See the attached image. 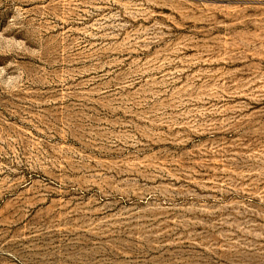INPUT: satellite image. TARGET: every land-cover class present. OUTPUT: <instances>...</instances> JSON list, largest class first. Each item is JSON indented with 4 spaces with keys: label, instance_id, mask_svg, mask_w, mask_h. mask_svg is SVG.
Masks as SVG:
<instances>
[{
    "label": "rangeland",
    "instance_id": "rangeland-1",
    "mask_svg": "<svg viewBox=\"0 0 264 264\" xmlns=\"http://www.w3.org/2000/svg\"><path fill=\"white\" fill-rule=\"evenodd\" d=\"M0 264H264V0H0Z\"/></svg>",
    "mask_w": 264,
    "mask_h": 264
}]
</instances>
